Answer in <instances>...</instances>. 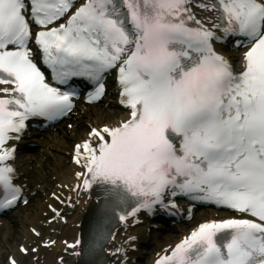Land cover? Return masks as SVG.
<instances>
[{"label":"snow or ice","instance_id":"1","mask_svg":"<svg viewBox=\"0 0 264 264\" xmlns=\"http://www.w3.org/2000/svg\"><path fill=\"white\" fill-rule=\"evenodd\" d=\"M110 75L123 115L73 146L70 190L96 213L66 251L95 254L117 216L183 198L235 215L155 264H264V0H0V209L29 202L12 143L28 122L68 117L85 88L101 102Z\"/></svg>","mask_w":264,"mask_h":264},{"label":"bare ground","instance_id":"2","mask_svg":"<svg viewBox=\"0 0 264 264\" xmlns=\"http://www.w3.org/2000/svg\"><path fill=\"white\" fill-rule=\"evenodd\" d=\"M108 93L101 106L82 107L71 118L70 122L74 124L72 129L59 126L53 132L41 134L45 137L42 149L37 152L23 151L17 156L15 162L19 180L26 188V195L34 198L35 202L19 215L11 214L8 218L0 219V264L5 255L15 257L18 264H75L62 240L73 242L82 236V222L96 202L88 192L77 195L70 190L78 169L68 154L73 152L72 140L78 142L85 137L88 126L116 120L123 115V109L116 107L114 98L110 97L111 87H108ZM26 141L41 142L38 133H32ZM179 205L189 212L186 204ZM206 211L196 212L193 219L172 225L168 232L163 233L154 229L148 232V224L119 226L106 244L108 254L103 264H153L157 252L167 250L187 235L195 219L204 220L218 213L210 209ZM59 213L67 217L65 222L60 220ZM219 215L222 214L219 212ZM135 236L138 241L129 239ZM54 239V245L46 246ZM141 239L147 240L142 246L139 244ZM133 246H136V250L132 249ZM21 247H28L32 251L24 254L20 251ZM61 256L62 262H58L57 258Z\"/></svg>","mask_w":264,"mask_h":264},{"label":"rangeland","instance_id":"3","mask_svg":"<svg viewBox=\"0 0 264 264\" xmlns=\"http://www.w3.org/2000/svg\"><path fill=\"white\" fill-rule=\"evenodd\" d=\"M65 127L67 128V124H65ZM69 128V126H68ZM71 128V127H70ZM24 209L23 208H18L15 212H16V215L21 213ZM198 219L195 220V222L197 221ZM167 232V231H166ZM150 247V246H149ZM6 261V260H5ZM6 263V262H5Z\"/></svg>","mask_w":264,"mask_h":264}]
</instances>
